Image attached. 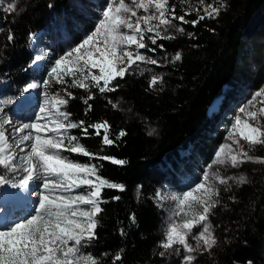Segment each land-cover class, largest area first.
I'll return each mask as SVG.
<instances>
[{
    "label": "trees",
    "instance_id": "obj_1",
    "mask_svg": "<svg viewBox=\"0 0 264 264\" xmlns=\"http://www.w3.org/2000/svg\"><path fill=\"white\" fill-rule=\"evenodd\" d=\"M204 2L224 7L215 18L206 17L195 26L176 21L185 29L184 34L175 33V39L158 40L164 49L158 48L155 53L141 50L160 61V65L141 64L134 68L133 74L113 81L119 84L115 92L101 94L92 88L96 98L89 101L92 110L87 115L83 103L87 91L70 84H49L55 95H65L63 89L68 87L76 97L61 107L71 113V122L85 121L87 125L107 121L112 139L120 130L127 133L103 151V130L101 136H96L93 129H89L88 137L79 129L66 133L77 136L79 143L97 156L124 160L127 162L124 165L62 152L73 161L99 165L101 177L124 186L123 191L107 187L101 191L103 212L98 217L97 238L81 249L85 255L98 258L100 264H113L117 253L122 259L116 264L162 263L158 258L164 227L156 194L168 177L176 175L184 157L196 154L209 159L213 155L222 142V134L213 135L217 116L211 108L218 98L227 96L225 88L241 89L243 81L251 76L247 59L252 54L254 38L264 35V0ZM170 5L176 6L177 16L190 11L191 15L185 17L189 21L204 15L184 9L180 0H172ZM21 8L23 11L18 14L4 10L0 14L8 34L14 36L11 42L5 40V57L0 66V75L7 82L3 89L8 95L22 90L21 84L31 78L34 59L31 36L43 30L46 18L52 23L59 12L67 13L70 0H24ZM145 43L155 47L147 36ZM177 52L182 59L172 62ZM153 75L162 76L163 82L150 88ZM109 100L118 107L113 108ZM259 155L264 157V150ZM0 175H5L1 166ZM116 196L118 200L113 199ZM229 196V200H224L228 208L218 211L216 224L222 237L208 263L264 264V174H259L254 184L232 190ZM133 214L135 223L130 219Z\"/></svg>",
    "mask_w": 264,
    "mask_h": 264
},
{
    "label": "snow or ice",
    "instance_id": "obj_2",
    "mask_svg": "<svg viewBox=\"0 0 264 264\" xmlns=\"http://www.w3.org/2000/svg\"><path fill=\"white\" fill-rule=\"evenodd\" d=\"M200 4H204V0H200ZM0 7L9 13H15L17 10L15 0H0ZM221 7L224 5L217 7L207 4L203 8L204 15H198L197 19L189 21L185 17L191 15V12L185 11L177 16L176 6L170 5V0H108L94 30L79 45L55 60L48 73L51 80L46 79L43 84L48 86L51 81H55L87 91L89 94L83 98L87 115L92 110L89 101L96 98L91 92L92 88L101 94L115 92L119 84H113V81L133 74L134 68H139L141 64L159 66L160 61L145 55L141 50L146 49L151 53H155L158 48L163 50L164 45L158 44V40L175 39V33L185 32L176 21L181 25L191 23L195 26L206 17L218 16ZM194 10L197 13L201 11L200 8ZM146 36L155 47H149L145 43ZM13 39L14 36L9 32L7 40L11 42ZM40 59L37 56L32 63L35 64ZM181 59V53L177 52L172 57V62ZM92 69H98V73ZM139 74L143 75V71ZM65 77L70 79L65 80ZM162 82V76L153 75L149 87H155ZM37 86L35 83H29L23 88V93H28ZM63 92L65 95L56 93L52 96L50 106L41 107L31 123L14 125L4 107H0V166L10 172L19 169L13 144L9 143L10 129L15 148H19L20 152H25L21 145L29 148L24 156L19 157L27 164V167L23 168L27 175L20 180L19 186H27L34 176L43 181V190L38 194L34 214L7 225L0 224V264H80L81 261L85 264H100L98 258L91 254H82L81 249L97 238L98 217L103 212L100 207L103 202L100 199L101 191L105 187L123 191L124 186L101 177L99 165L82 164L61 153L79 154L89 157L90 160H109L112 164L124 165L127 163L124 160L97 156L80 144L77 136L66 133L71 129H79L83 136L88 137L89 129H93L96 136H101L103 130L101 151L105 146H114L116 141L127 133L120 130L115 139H112L109 135L111 125L107 121L87 125L85 121L71 122V113L62 110L61 106L66 107L69 100L76 97L68 91V87H65ZM254 101L259 103V108ZM108 102L113 108L118 107V104L111 100ZM3 103L6 102L0 101V104ZM249 105L250 108L242 107L240 114L235 117L229 129L231 143L220 146L215 154L214 164L230 165L232 168H239L247 162L264 164V158L250 155L257 146H264V88L253 95ZM234 145L236 147H233ZM211 167L212 165H209V168ZM41 169L43 177L40 175ZM230 180L237 185L249 182L245 176L225 177L218 172L210 174L205 171L201 182L188 191L171 197L177 202L173 215L183 214L188 218L178 222L169 217L170 222L160 244L164 250L159 253L161 257L169 254L170 250L175 253L183 250L187 253L183 257L184 264H193L196 260L193 253L210 251L216 245L210 220L213 210L220 203L217 199L220 189L216 185H228ZM6 183V177L0 175V184ZM81 188L88 190L77 191ZM69 193L72 195H68ZM157 196L160 194L157 193ZM113 199L118 200L119 197ZM130 219L135 223L134 214ZM196 229L199 231H194ZM120 234L125 235L123 229ZM190 239L196 242L195 246L189 242ZM177 245L179 247H174ZM121 259V255L117 253L113 264Z\"/></svg>",
    "mask_w": 264,
    "mask_h": 264
},
{
    "label": "rangeland",
    "instance_id": "obj_3",
    "mask_svg": "<svg viewBox=\"0 0 264 264\" xmlns=\"http://www.w3.org/2000/svg\"><path fill=\"white\" fill-rule=\"evenodd\" d=\"M171 1L172 0H170V4ZM180 1L184 9L194 10L196 8H200V12L204 13L203 8L206 6L205 2L204 4H200V0H186V2H182V0ZM107 2L108 0H70V10H68L67 13L59 12L55 17V21L52 23L48 20L49 18L45 19L46 24L43 30L34 34L39 35L38 40L34 41V39H36L35 37L32 41L33 44H31L32 50L35 52L33 60H35L37 56L41 59L37 63L33 64L32 69L30 70L31 78L20 86V88H23L29 83H35L38 85L35 89H32L29 93H23L22 89L14 94L8 95L3 89L4 84L7 82L5 81V78L0 75V101L6 102L0 104V107H4L12 121L18 120L20 123H31L35 120V117L39 113L41 107L50 106L51 98L55 94L52 93L49 85L45 86L43 84V81L46 79L51 80L48 73L54 66L55 60L64 55L65 52L79 45L83 39L94 30L98 21L101 19L102 10L106 6ZM15 3L17 4L16 12L6 13L14 15L23 11V8L21 7L24 4V0H15ZM2 10L3 7H0V14H4ZM7 36L8 31L5 27L4 20L0 19V66L2 65L5 57L4 48L6 46L5 40ZM33 36H31V40ZM253 42L252 54L247 59V65L251 72L250 78L243 81V84H241L243 88L241 89L237 88L238 90H234L229 87L225 88L227 96L218 98L211 108L212 112L215 113L214 115L217 116L216 131L213 135L217 136L220 133L222 134L221 144L217 145L218 147L209 159L196 154L193 155V157H184L181 160V165L178 168L176 175H172V179L168 177L162 184L157 192L160 194L159 197L156 194V202L162 214L164 231L170 222V216L178 222L188 218L184 217L183 214L180 216L173 215L176 211L177 202L173 201L171 197L173 195H180L183 192L188 191L190 188H193L197 183L201 182L205 171H208L210 174L212 172H218L221 176L225 177L245 176L249 181L247 184H254L258 175L264 174V164L260 163L247 162L239 168H232L230 165H219L213 163L215 160V154L220 146L231 143V140L229 139V129L232 127L235 117L240 114V109L242 107L250 108L251 106L249 105V101L252 100L253 95L258 90L264 88V35L255 37ZM92 71L98 73V69H92ZM254 103L257 104V108L260 107L257 101H254ZM22 104L24 105L21 106ZM28 143L30 144V142ZM11 144H13V151L17 155L16 163L19 165V169L15 172H10L5 170L3 166L1 167L5 170L4 176L8 180V183H10L13 187V185L19 184L20 180L27 175V173L23 171V168L27 167V164L21 161L19 157L24 156L29 151V148L26 145H21L20 147L25 148V152H20L19 148H15V140L11 141ZM233 147L236 146L234 145ZM262 150H264V146H257L252 152H250V155L261 157L259 153ZM209 165H212V167L209 168ZM40 175L41 177L44 175L42 169L40 170ZM29 182L30 187L29 184L25 186L29 194L24 193V196H26V198L27 196L35 198L33 208L23 205V210L19 211V215L14 217L7 215V224L34 214L33 210L37 206L38 194L43 190V181L42 179H36L34 176V178ZM247 184L237 185L230 180L228 185H216V187L220 189V195L217 197L220 203L213 210L210 220L217 243L210 251L201 250L200 252L193 253L196 256V260L193 264H209V258L216 246L220 243V237H222V233L219 232L218 225L216 224V219H219L218 211L220 209L226 210V208H228L225 206L226 202L224 200H229V194L232 190L244 187ZM3 188L4 184H0V192L1 190L3 192ZM225 188H228L229 190L225 191ZM87 190L88 189L86 188L77 189V191ZM200 194L201 193H197V195ZM68 195H72V193H69ZM27 201L28 202L26 203L30 204L29 200ZM9 207L11 209L12 206ZM11 212L12 210H7L6 213L11 214ZM0 224L4 225L5 223L2 222ZM194 231L198 232L199 230L196 229ZM189 242L195 246L196 242L194 240L190 239ZM174 247L179 246L177 245ZM161 250L164 251L162 248ZM81 253L84 254L82 250ZM185 255H187V253L183 252V250L179 253H175L170 250L169 254L159 257L158 260L162 262L161 264H184L183 257ZM80 264H85V262L81 261Z\"/></svg>",
    "mask_w": 264,
    "mask_h": 264
},
{
    "label": "bare ground",
    "instance_id": "obj_4",
    "mask_svg": "<svg viewBox=\"0 0 264 264\" xmlns=\"http://www.w3.org/2000/svg\"><path fill=\"white\" fill-rule=\"evenodd\" d=\"M24 102V101H23ZM22 103V102H21ZM24 104H22L21 106H23ZM19 121L18 120H14L13 121V124L14 125H16V126H18L19 125ZM9 143H11V141H13L14 139H12V134H11V130L9 129ZM29 187H30V182H29ZM12 192L13 193H15V194H17L18 196H20L21 198H22V200H24V201H22L23 203H25V204H23L24 206H27V207H29V208H33V203H34V201H35V198L34 197H31V196H27V198H30V199H27L26 198V196H24V193H26V187H20L19 186V184H15V185H13V189H12ZM27 200H29V202H30V204L29 203H26V202H28ZM22 205V206H23ZM10 206H12V205H10ZM13 207V206H12ZM11 207V208H12ZM22 208V207H21ZM14 209H16L15 211H14V215L12 216V217H14V216H16V215H19V211L20 210H18L17 208H14ZM6 218H7V216H6ZM2 222V220L0 219V223ZM6 225V224H5Z\"/></svg>",
    "mask_w": 264,
    "mask_h": 264
},
{
    "label": "water",
    "instance_id": "obj_5",
    "mask_svg": "<svg viewBox=\"0 0 264 264\" xmlns=\"http://www.w3.org/2000/svg\"><path fill=\"white\" fill-rule=\"evenodd\" d=\"M29 92H30V91H29ZM29 92H28V93H29Z\"/></svg>",
    "mask_w": 264,
    "mask_h": 264
}]
</instances>
